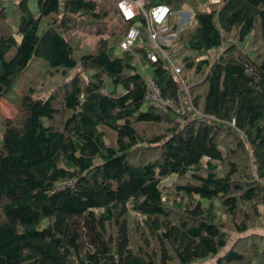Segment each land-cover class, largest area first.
Wrapping results in <instances>:
<instances>
[{"label":"trees","instance_id":"obj_1","mask_svg":"<svg viewBox=\"0 0 264 264\" xmlns=\"http://www.w3.org/2000/svg\"><path fill=\"white\" fill-rule=\"evenodd\" d=\"M5 1L0 98L33 57L46 62L41 76L70 78L44 98L27 87L15 117L3 119L0 264L204 261L228 241L216 203L235 232L258 219L264 226V0H143L145 8L193 10L163 46L172 62L170 53L178 57L186 89L164 58L146 59L143 16L131 50L115 53L132 21L114 0H32L35 11L30 0L8 8ZM113 19L118 28H105ZM86 24H96L99 37L77 54L65 33ZM138 60L151 66L170 105L144 98ZM77 66L83 73L71 74ZM145 125L162 130L146 134ZM170 176L177 182L165 192L161 181ZM213 264H264V235L240 238Z\"/></svg>","mask_w":264,"mask_h":264},{"label":"rangeland","instance_id":"obj_2","mask_svg":"<svg viewBox=\"0 0 264 264\" xmlns=\"http://www.w3.org/2000/svg\"><path fill=\"white\" fill-rule=\"evenodd\" d=\"M16 2L17 0H6L5 5L8 8L9 6H11L12 3H16ZM29 4L31 8L33 9V11H35V6L33 5L32 0H30ZM206 4H203L202 2L201 4L198 5V7L206 9L207 8ZM192 14H193V10L185 5L184 7L181 8V11L178 10L177 12H174V16L172 17V19L176 20V23H179V25H182L183 22H185L184 25L186 26L191 22ZM6 21L7 20H0V24H5ZM117 24H118L117 21H115L114 19L109 20L105 22V28H110V27L118 28ZM96 27H98L96 24H93V25L86 24L82 27L81 26L76 27L72 29L71 31H68L65 33L66 38L69 41H71V43L74 45L75 53L78 54L79 52L84 51V50H93L95 41L99 37V35L96 34L95 32V30L98 29ZM101 27H104V25H102ZM12 28L13 30L15 29L14 26ZM117 32H119V30H117ZM103 36H106V34L105 35L103 34ZM149 45L151 46L150 43ZM114 50H115V53H120L117 50L116 46L114 47ZM12 53L13 51H11L8 54V57L11 56ZM216 54H217L216 51L212 50L209 53V57L211 56L215 57ZM170 56L173 62L177 63L178 57L175 56L173 53H170ZM136 57L137 55H135V58ZM46 66H47L46 62L42 58L33 57L32 60L29 62L28 66L26 67V69H24V71L20 74V76L13 83V86L11 87L12 91L10 90L7 94H5L3 97L0 98V139H1L2 130H3V123H2L3 119L15 117L17 113L16 102H17L18 96H20L23 92H25L27 90V87L34 86L36 90L34 92V96L44 98L50 93L52 89L58 88L62 83H64L66 80L70 78V76L63 77L59 73L55 75L49 74L43 77L41 76L40 72H42ZM139 66H144L145 67L144 70L146 73H151L152 71L151 66H149L148 64H143L142 62H140V60H138L137 68L142 74L144 73L139 69ZM76 71L83 73L82 68L77 66L76 68L71 70V74H74V72ZM180 110L181 111L183 110L182 106L180 107ZM161 130H162V127H157V126L150 127L147 125H145L142 129V131L146 134L159 132ZM242 140L244 141L243 137H242ZM106 142L109 144L115 143V135L113 132L111 131L108 132V135L106 137ZM244 143H245V146L247 147L245 141ZM243 169H245V167ZM176 182H177V179H175V177L170 176V177L163 179L161 181V184L164 188V191L168 192L172 190ZM215 206H216L215 213H216V216L218 217V221L222 225H224V229L228 235L227 244L223 249L219 251V253L216 256L210 257L207 260L195 262L192 264H213L218 256L225 254L231 247L235 245V243L238 240H240V238L248 236L252 233H258V234L264 235V226L261 222H259V219L257 220L258 224L256 226H252L250 229L246 230L245 232H242V233L235 232L233 230L234 225H233V218L231 217V215L227 214L217 203L215 204ZM259 208L260 210L264 211V205L259 206ZM242 211H244V209ZM242 211H240V213H242ZM240 213L236 214L237 221L238 220L240 221L243 217L242 214ZM249 216L251 219H255L253 216L251 215ZM249 222H251V220H249Z\"/></svg>","mask_w":264,"mask_h":264},{"label":"built area","instance_id":"obj_3","mask_svg":"<svg viewBox=\"0 0 264 264\" xmlns=\"http://www.w3.org/2000/svg\"><path fill=\"white\" fill-rule=\"evenodd\" d=\"M117 11L124 20L132 21L122 38L117 43V50L119 52L129 51L135 44L138 36L140 35V27L138 23V17L143 16L145 20V28L149 42L151 44L150 49L145 50L146 59L150 62H157L159 56L164 58L171 67L174 75L178 79V83L181 87L186 89V86L180 75V67L174 64L166 51L163 49L164 45L169 43L170 39H173L176 33L181 29L182 25L177 24V28L173 31H169L168 16L174 14L167 4L157 3L151 5L149 8L144 7L143 0H114ZM211 2H218V0H210ZM192 17V16H191ZM144 66H139V69L144 73L145 80V93L144 98L154 105H170V102L160 95V89L151 78L149 73H146Z\"/></svg>","mask_w":264,"mask_h":264},{"label":"bare ground","instance_id":"obj_4","mask_svg":"<svg viewBox=\"0 0 264 264\" xmlns=\"http://www.w3.org/2000/svg\"><path fill=\"white\" fill-rule=\"evenodd\" d=\"M175 26V25H174ZM185 47V46H184ZM55 75V74H54Z\"/></svg>","mask_w":264,"mask_h":264}]
</instances>
